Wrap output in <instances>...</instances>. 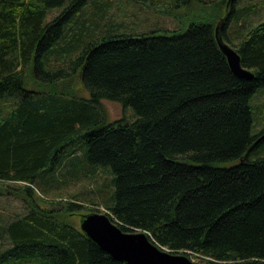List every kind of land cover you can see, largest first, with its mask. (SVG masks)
Instances as JSON below:
<instances>
[{
  "label": "trees",
  "instance_id": "1",
  "mask_svg": "<svg viewBox=\"0 0 264 264\" xmlns=\"http://www.w3.org/2000/svg\"><path fill=\"white\" fill-rule=\"evenodd\" d=\"M149 1L176 25L110 17L124 0H0V194L19 202L0 209V264H126L68 219L100 205L197 264H264V17L247 20L264 4ZM78 179L93 186L63 199Z\"/></svg>",
  "mask_w": 264,
  "mask_h": 264
},
{
  "label": "water",
  "instance_id": "2",
  "mask_svg": "<svg viewBox=\"0 0 264 264\" xmlns=\"http://www.w3.org/2000/svg\"><path fill=\"white\" fill-rule=\"evenodd\" d=\"M223 18L215 24L218 46L236 75L252 78L253 71L241 65L238 52L221 34ZM79 227L101 249L126 264H197L185 252L171 251L156 244L144 230H122L104 211L89 210L82 213Z\"/></svg>",
  "mask_w": 264,
  "mask_h": 264
},
{
  "label": "rangeland",
  "instance_id": "3",
  "mask_svg": "<svg viewBox=\"0 0 264 264\" xmlns=\"http://www.w3.org/2000/svg\"><path fill=\"white\" fill-rule=\"evenodd\" d=\"M124 2H126L124 6L125 10H123L124 8H122V4L117 5L116 3L115 8L113 4V7L111 8L112 12L111 13L109 12V16L111 17L115 15L119 19L124 18L125 20H128V19L133 20L137 24L138 29H143L150 25H155V24L157 25L162 24L163 26H167V27H173L176 25L175 20L173 19L174 17L171 14L163 13L162 10H159V6H157L156 3L154 4L149 0H128V1L124 0ZM246 3H252V4L257 3L258 5V4H264V0H239L238 2H235V6L239 7ZM53 13H56V10H52V12L49 11L47 13L46 18L49 19ZM262 17H264V6L258 7V11L255 12L254 14L251 13L248 16L247 20L255 21ZM69 82L67 86H70L72 89L76 90L77 93L87 95V91L83 87L77 75H72ZM58 86L61 87L60 84H58ZM263 102H264V91L260 92L255 99V103L258 106H260ZM103 103L111 119L120 115L122 108L118 102L104 100ZM128 108L129 110H131L130 107ZM123 114L122 115L126 117L125 113ZM263 125H264V119L261 118L257 122L255 121L253 129L259 130L262 128ZM97 179H98L99 184L101 185L104 184L106 186L105 188L108 187L109 178L107 176L99 175ZM92 186H93V183L86 182L82 179H78V180H75L74 182L64 185L62 188L58 190L59 192L58 194L63 195L61 197L63 199H66L67 198L66 196L70 195V193H72L73 191L75 192L82 188L89 189ZM56 194H57L56 192L55 194L54 192L51 193V195L53 196ZM3 206L6 208H4ZM1 207H3L2 209L4 211L7 210L8 212L13 211V210H18L19 202L18 200L13 199L10 195H6L5 193L4 195L0 194V209ZM93 208L94 209H91V210L103 211V206L101 205L98 207H93ZM84 212H87V211L83 209H80L79 211H73L69 214L68 219L72 221L74 225L79 226L80 215ZM190 258L193 259L194 261L197 260L193 256H190Z\"/></svg>",
  "mask_w": 264,
  "mask_h": 264
}]
</instances>
